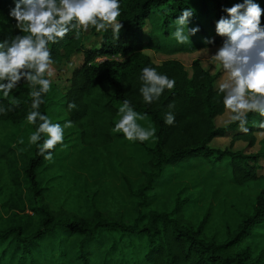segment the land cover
Masks as SVG:
<instances>
[{"label":"trees","instance_id":"obj_1","mask_svg":"<svg viewBox=\"0 0 264 264\" xmlns=\"http://www.w3.org/2000/svg\"><path fill=\"white\" fill-rule=\"evenodd\" d=\"M254 1L264 8V0ZM12 7L14 0H0V42L20 34L19 29L8 27L16 23L9 16ZM189 7L194 9V16L188 26H198L196 34L204 38L211 36L209 29L216 26L215 22L227 16L220 0H120L118 20L123 27L118 38L111 28L100 33L90 28L99 37L94 46L81 42L74 47L71 31L64 39L49 44L54 63L69 59L73 52L79 60L60 97L51 89L42 94L44 102L39 111L49 117L52 112H63L61 120L71 121L76 128L68 134L76 133L83 145H104L115 137L123 141L127 160L138 172L136 181L125 173L120 178L127 191L122 202L132 208L134 216L130 217L124 204L119 215L102 211L96 204L102 185L87 191L84 211L56 205L59 197L41 175L47 167V160L39 152L47 137L41 134L31 154L21 156L18 173L22 177L15 181L22 191L16 195L18 201H12L11 194L0 197V264H264V171L256 163L259 158L264 161V147L254 154L232 150L236 140L246 141L249 146L255 143V132H264L257 127L264 117L248 113V133L237 129L238 122L216 126L215 118L225 108L224 94L213 84L215 75L199 59L186 67L174 58L155 62L145 52L162 48L155 30L161 29V34L167 36L169 28L176 27L175 19L181 11ZM154 16L160 24L148 27ZM212 35L211 44H222L226 39L217 35L216 27ZM115 54L125 58L95 61L98 56ZM144 67L155 68L176 82L173 89H165L150 104L140 93ZM31 90L22 80L8 98L0 93L2 108L19 102L18 107L5 112V118L26 119L31 111ZM125 100L135 112L145 115L137 123L156 129L149 140L129 141L122 132L113 131L119 105ZM70 103L76 105L72 110L68 108ZM170 111L175 122L167 125L165 114ZM38 124H32L35 131ZM228 131L233 134L227 147L210 145L213 138ZM57 147L50 150L52 158ZM186 169L193 171L195 178L189 182L198 189L196 196L186 198L189 205H195L203 193L209 196L198 219L188 215L187 207L179 202L170 211L149 207ZM221 183L240 196L239 204L225 197L214 204ZM87 189L84 178L83 191ZM26 207L30 212H25Z\"/></svg>","mask_w":264,"mask_h":264},{"label":"clouds","instance_id":"obj_2","mask_svg":"<svg viewBox=\"0 0 264 264\" xmlns=\"http://www.w3.org/2000/svg\"><path fill=\"white\" fill-rule=\"evenodd\" d=\"M223 11L227 16L216 22V33L226 39L211 59L219 62L227 75L219 84V92L224 94L223 105L230 113L228 122H238L239 130L248 133L250 130L245 126L248 113L264 117V8L254 0H243ZM120 15V0H14L9 16L16 20L20 34L11 41L0 42V93L8 98L22 80L31 86V111L26 120L29 124L35 125L38 121L39 124L30 135L29 143L36 144L41 141V134H45L47 138L43 139L39 152L46 160L52 159L50 150L58 144L63 145L65 129L72 127L71 121L63 125L53 123L49 116L39 111L44 102L42 94L50 91L51 78L55 75L49 44L64 39L70 31L79 39L81 31L87 32L90 28L97 33L111 28L118 38L123 27L118 20ZM193 16L194 9L189 7L175 19L176 30L172 35L178 43L189 42L190 36L200 31L198 26L187 27ZM205 43L214 41L206 39ZM140 79L143 82L140 93L149 104L159 99L165 89H173L176 83L152 67H144ZM18 106L19 102L13 101L11 107L0 108V112ZM75 107L74 103L68 105L69 110ZM118 111L120 119L115 123L114 132H122L129 141L140 142L155 135L154 127L146 129L137 123L138 119L144 120L145 115L135 112L128 100ZM164 122L174 124V113H166ZM257 127L264 129V120ZM260 135L264 136V132Z\"/></svg>","mask_w":264,"mask_h":264},{"label":"rangeland","instance_id":"obj_3","mask_svg":"<svg viewBox=\"0 0 264 264\" xmlns=\"http://www.w3.org/2000/svg\"><path fill=\"white\" fill-rule=\"evenodd\" d=\"M220 1L225 5V8L231 7L235 3H243V0ZM211 19L213 22L216 21L214 17ZM150 21L147 23L148 27H152L155 24L158 25L161 22L156 16ZM8 27L9 29H13V31L18 30L16 23ZM187 27L192 28L193 26ZM215 27L209 29L211 33L210 37L204 38L195 34L194 36H190V41L184 44L178 43L172 35L176 27L173 29L169 28L167 36H163L161 29L158 28L155 32L162 42V48L159 50L145 49V52L155 62L174 58L182 62L186 67H189L194 59H199L203 67L208 69L212 75H215L213 84L217 87L227 78V75L222 65L212 60L211 57L222 44L205 43L206 39H212ZM146 29L148 30L147 27ZM71 33L70 37H73L72 43L74 47L80 46L81 42L85 46H94L99 40V37L90 29L87 32L81 31L79 39L74 38V31H71ZM107 58L122 60L125 57L120 54L110 57L98 56L95 58V61L100 62ZM78 60L79 56L76 52H73L69 56V59L60 63H53L55 75L51 78V90L55 92L56 97H60L66 89L72 67L76 65ZM229 115L230 113L225 109L221 115L215 118V125H227L229 123ZM5 117V112H0V197L11 194L13 197L12 201H18V196L16 195L20 194V192L22 193L15 186V181L17 179L20 180L22 177L18 173V168H20L21 156L31 154L33 144L29 143V137L35 130L26 119L13 120ZM63 117V112L58 115L52 112L49 118L53 123L63 125L64 121L61 120ZM119 119L120 114L118 113L116 120L118 121ZM237 129H239V126ZM70 130L76 131V128L72 126L65 129L63 145L58 144L56 155L51 160H47V167L41 173L43 182L51 185L55 193L54 195L59 197L56 198V205L63 204L68 209L84 211L88 206V199L85 198L87 191L90 189L94 190L97 186L102 185L104 187L96 199L97 206L102 211L110 210L114 214L119 215L123 208L122 204H124L122 200H126L127 197V191L120 182L121 175L125 173L133 181H136L138 177L137 170L127 160L126 145L118 137H115L110 143L104 145H83L77 139L76 133L68 134ZM260 133L262 132H255L256 140L253 145L249 146L246 141L236 140L232 145V150H241L244 154L256 153L261 146L264 147V136L260 135ZM232 134L233 131H228L224 136L215 137L211 140L210 145L220 149L227 147L231 141ZM256 163L261 164L262 171H264V161L259 158ZM193 177L195 178L193 171L186 169L181 178L171 182L168 187H164L165 193L157 198L149 207L165 208L170 211L179 202L182 206L187 207L188 215L191 214L194 220L198 219L199 214L203 210L202 205L208 203L209 196L203 193V196H199V200H197L195 205H189V201L186 198L188 196L193 198L198 193V189H193L189 182ZM84 178L87 179L88 184V189L85 192L83 191ZM103 191L105 192L103 193ZM215 194L216 197L213 199L214 204L221 197H225L228 201H233L236 204L240 203V196L237 193L231 192L225 183L217 186ZM112 196H116V198ZM183 199L186 200L183 201ZM124 205L130 217H133L134 211L132 208L127 203ZM25 212H30L27 207L25 208Z\"/></svg>","mask_w":264,"mask_h":264}]
</instances>
